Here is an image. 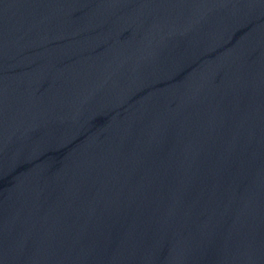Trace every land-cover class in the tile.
<instances>
[{"label": "water", "instance_id": "obj_1", "mask_svg": "<svg viewBox=\"0 0 264 264\" xmlns=\"http://www.w3.org/2000/svg\"><path fill=\"white\" fill-rule=\"evenodd\" d=\"M0 264H264V0H0Z\"/></svg>", "mask_w": 264, "mask_h": 264}]
</instances>
